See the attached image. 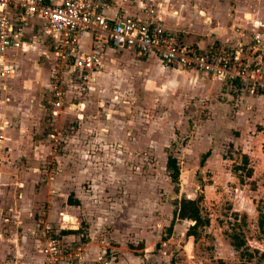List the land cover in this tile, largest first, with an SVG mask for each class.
Instances as JSON below:
<instances>
[{
	"label": "rangeland",
	"instance_id": "obj_1",
	"mask_svg": "<svg viewBox=\"0 0 264 264\" xmlns=\"http://www.w3.org/2000/svg\"><path fill=\"white\" fill-rule=\"evenodd\" d=\"M231 1L235 13L264 14V0ZM258 33L262 48L243 56L264 67ZM120 58L118 71L103 75L76 107L44 109L30 139L49 141L31 152V162L0 163L7 178L0 193L19 187L11 172L39 193L31 218L49 219L38 233L40 264H264L262 93H242L194 69L163 70L156 57ZM169 150L180 161L178 183L166 168ZM26 167L40 175L23 177ZM70 193L79 203L69 202ZM200 195L209 222L195 238L187 235L192 221L175 209L183 197ZM233 233L245 240L241 249ZM51 238L53 255L46 251Z\"/></svg>",
	"mask_w": 264,
	"mask_h": 264
},
{
	"label": "crops",
	"instance_id": "obj_2",
	"mask_svg": "<svg viewBox=\"0 0 264 264\" xmlns=\"http://www.w3.org/2000/svg\"><path fill=\"white\" fill-rule=\"evenodd\" d=\"M145 4L153 7L156 16L161 18L167 29L177 33L183 41L202 50L211 45L238 46L240 43L248 42L246 49L245 47H240V49L251 59L252 53L262 48V45L256 44L253 35L259 34L258 32L264 35V14L259 19H253L252 12L242 14L236 10L235 13L232 10L231 0H117V5L122 8L119 9L114 4L106 10V14L110 18L127 15L143 18L146 13L141 6ZM37 24V20L32 19L27 25L22 45L14 46L7 51V58L16 67V73L9 77L0 76L1 165L12 163L19 158L21 162V157L26 158V162H31L35 150L38 151L45 147L49 141L42 139L34 144L32 143L33 137L30 139V132L37 127L39 116L43 115L44 109H48L49 106L59 111L63 109L52 104L50 74L54 66V55L49 39L39 32ZM244 29L253 30L254 34H249ZM95 48L102 51V69L92 73L86 89L67 88L65 109L70 108L69 105L76 107L75 103L81 101L84 95L91 94L99 85V80L103 75L113 70L117 72L118 67L120 68L118 65L120 57L135 55L149 57L146 61L153 60V57L160 60L154 54L143 56L132 49H120L109 44L97 47L90 34L81 36L79 40L81 51H91ZM252 60L253 64H256L254 59ZM160 62L163 70L181 69L167 65L161 60ZM187 70L193 69L182 71ZM212 80L216 79L212 78ZM261 96L264 94L262 93ZM31 152L34 154L32 155ZM34 168L32 170L26 167L22 176H26L27 179L39 176L38 171L40 170H37V167ZM14 174L18 177L17 172H11L8 178L15 179L16 183L20 184L19 187L15 189L11 186L0 193V258L5 254V261L2 264H40L44 256L41 252L43 241L38 237V233L42 222L47 223L49 219L41 216L37 220L31 218L36 212L33 207L36 205L39 193L31 189V183H22L13 178ZM0 179L2 182L7 178L2 175ZM41 191L44 193L45 187ZM14 229L18 235L15 234ZM7 250L9 254L6 253Z\"/></svg>",
	"mask_w": 264,
	"mask_h": 264
},
{
	"label": "built area",
	"instance_id": "obj_3",
	"mask_svg": "<svg viewBox=\"0 0 264 264\" xmlns=\"http://www.w3.org/2000/svg\"><path fill=\"white\" fill-rule=\"evenodd\" d=\"M114 4L122 8L117 0H0V76L16 73L7 51L22 45L27 25L36 19L39 32L49 39L54 55L50 93L57 108L66 106L67 88L86 89L92 73L102 69V51L79 49L84 34H90L97 47L109 44L143 56L154 54L167 65L228 80L242 93L264 92L263 67L245 59L240 47L211 45L202 50L167 29L151 5L141 6L146 13L143 18L129 15L110 18L106 10ZM253 39L257 45L262 44L259 34ZM44 227L40 230L42 236L47 235L50 225ZM47 242L46 251L53 255L57 252V241L51 238Z\"/></svg>",
	"mask_w": 264,
	"mask_h": 264
},
{
	"label": "trees",
	"instance_id": "obj_4",
	"mask_svg": "<svg viewBox=\"0 0 264 264\" xmlns=\"http://www.w3.org/2000/svg\"><path fill=\"white\" fill-rule=\"evenodd\" d=\"M209 152V151H208ZM208 152L204 154V156L208 155ZM247 157V156H246ZM248 160V159H247ZM166 168L170 179L172 182L178 183L180 178V161L177 155L173 153L172 150H169L167 161H166ZM248 174H251V170H249ZM72 194L69 195V202L79 203L78 200L72 199ZM202 199V195L197 197H183L179 204L176 206L175 215L182 220H190L192 224L190 225L187 235L194 236L195 238L198 236V228L203 226L209 222L207 218L203 216L202 209L200 206V200ZM261 225L264 223V219L260 221ZM171 231V227L169 228V232ZM64 233L72 232L70 230H63ZM232 244L236 249H241V247L246 243L243 238H241L237 233H233L231 235ZM240 264H248L247 262L243 261Z\"/></svg>",
	"mask_w": 264,
	"mask_h": 264
},
{
	"label": "water",
	"instance_id": "obj_5",
	"mask_svg": "<svg viewBox=\"0 0 264 264\" xmlns=\"http://www.w3.org/2000/svg\"><path fill=\"white\" fill-rule=\"evenodd\" d=\"M263 94H264V92H263Z\"/></svg>",
	"mask_w": 264,
	"mask_h": 264
}]
</instances>
